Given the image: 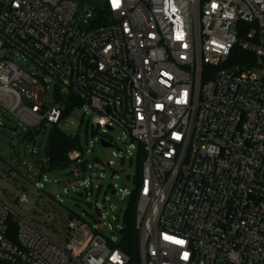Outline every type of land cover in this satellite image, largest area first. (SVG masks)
<instances>
[{
	"label": "built area",
	"instance_id": "built-area-1",
	"mask_svg": "<svg viewBox=\"0 0 264 264\" xmlns=\"http://www.w3.org/2000/svg\"><path fill=\"white\" fill-rule=\"evenodd\" d=\"M69 96L142 147L138 259L77 215L56 241L0 199V264H264V0H0V116L31 136Z\"/></svg>",
	"mask_w": 264,
	"mask_h": 264
},
{
	"label": "rangeland",
	"instance_id": "rangeland-1",
	"mask_svg": "<svg viewBox=\"0 0 264 264\" xmlns=\"http://www.w3.org/2000/svg\"><path fill=\"white\" fill-rule=\"evenodd\" d=\"M87 1L95 5L100 2ZM19 65L28 70L29 64L19 62ZM45 78L46 84H37L39 100L43 91L49 95L53 91V82ZM90 116L89 110L74 109L59 124L63 132L78 137L85 168L70 162L68 166L53 171L47 169L45 162L47 130L38 127L29 136L15 119L4 114L0 116L4 123L0 126V174L10 186V190H0V199L56 241L69 215L81 217L88 226L101 228L106 238L117 241L129 193L134 187L136 150L130 145L137 146V141L130 139L128 133L117 125L102 134L103 128L91 124ZM102 136L110 140L112 146L103 147L99 142ZM32 149L37 153L31 154ZM123 156L124 160L116 159ZM108 159L115 161L114 166H107ZM94 162L105 166V170L95 168ZM27 165H30L29 171ZM23 190L27 193L28 203L17 201L15 192ZM121 190L126 192L125 198H122ZM38 210L52 215L58 225L45 223Z\"/></svg>",
	"mask_w": 264,
	"mask_h": 264
},
{
	"label": "trees",
	"instance_id": "trees-1",
	"mask_svg": "<svg viewBox=\"0 0 264 264\" xmlns=\"http://www.w3.org/2000/svg\"><path fill=\"white\" fill-rule=\"evenodd\" d=\"M87 1V0H78ZM90 2V1H88ZM92 3V2H91ZM241 54H245L239 51ZM80 106V101L74 96H69L66 100L65 107L61 114V120L69 116V114ZM81 150L77 136H72L63 132L59 125H53L47 128V139L45 144V159L47 169L49 171L62 169L70 163L68 152L72 150ZM144 157L142 147L137 145L136 163L137 169L134 175V186L138 185L141 176V161ZM75 163V162H74ZM85 160L80 163L81 168L84 167ZM76 164V163H75ZM136 206V190L129 193L127 208L124 211L122 228L119 229V240L117 247L122 249L135 262L138 259V231L134 224ZM71 216V215H69Z\"/></svg>",
	"mask_w": 264,
	"mask_h": 264
},
{
	"label": "water",
	"instance_id": "water-1",
	"mask_svg": "<svg viewBox=\"0 0 264 264\" xmlns=\"http://www.w3.org/2000/svg\"><path fill=\"white\" fill-rule=\"evenodd\" d=\"M56 99H57V96H56V94H55V100H56ZM109 129H110V128H109ZM99 142H100V144H101L103 147L111 146L110 143L106 142V141L103 140V139H100ZM17 156H18V153H17Z\"/></svg>",
	"mask_w": 264,
	"mask_h": 264
}]
</instances>
